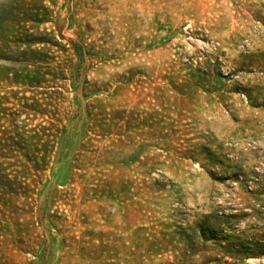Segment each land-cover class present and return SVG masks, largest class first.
I'll use <instances>...</instances> for the list:
<instances>
[{
	"label": "rangeland",
	"instance_id": "1",
	"mask_svg": "<svg viewBox=\"0 0 264 264\" xmlns=\"http://www.w3.org/2000/svg\"><path fill=\"white\" fill-rule=\"evenodd\" d=\"M0 264H264V0H0Z\"/></svg>",
	"mask_w": 264,
	"mask_h": 264
}]
</instances>
